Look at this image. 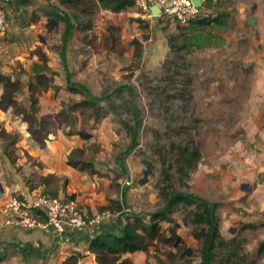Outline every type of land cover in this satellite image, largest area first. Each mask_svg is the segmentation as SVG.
Returning a JSON list of instances; mask_svg holds the SVG:
<instances>
[{"label":"rangeland","instance_id":"1","mask_svg":"<svg viewBox=\"0 0 264 264\" xmlns=\"http://www.w3.org/2000/svg\"><path fill=\"white\" fill-rule=\"evenodd\" d=\"M43 1L13 4L9 26L0 37L1 66L7 68L9 76L20 85V94L28 91L31 68L38 61L32 51L45 49L48 60L54 65L58 60L56 51L62 47L64 27L59 26L57 17L47 13L57 11L54 0H50L49 8ZM17 10L21 13L19 17ZM206 13L217 16L218 22L180 29L172 19L149 16L145 22L141 19L143 24L138 31L131 21L125 31L118 32L119 40L113 44L116 53L104 54L100 45H112L111 39L102 37L104 20H112L95 10L84 16L94 19L92 31L84 34L86 39H82V34L76 40L73 37L70 43L72 57L80 70L82 48L90 44L92 49L88 50L99 53L94 55L90 70L83 69L82 75L86 78L82 76V81L93 95L110 94V98L102 102L105 115L98 122L89 111L77 110L74 114L78 116L79 125L63 129L66 133H77L84 141L83 148H76L72 156L107 171L114 167V174L118 170L123 208L141 212L146 219H149L148 213L164 204L160 194V188L167 184L163 160L171 173L169 190L194 193L212 202H227L228 205H219L216 209L218 221L224 214L229 215L234 186H239V191L252 187V183L238 182L234 173L235 169L245 170L246 167L232 165L246 153L252 154L255 148L250 147L256 141L255 133L258 135L262 128L261 132L264 131V0H213V6ZM250 17L255 18V24L249 23ZM135 33L142 43L139 59L134 57L131 38ZM171 35L177 37L173 47L168 42ZM5 57L8 59L3 61ZM76 78L79 79V75ZM118 88L122 90L117 92ZM46 94L56 100V103L45 102L47 112L58 108L59 99L73 102L87 95L86 92L70 94L66 89ZM131 99L141 118L137 144L131 143V132L126 127V123L134 126ZM47 115L53 120L46 123V128L56 131L58 121L53 115ZM186 147L192 151L197 149L199 153L189 174L181 175L176 159H180L179 153ZM240 200L238 205H242ZM194 209L195 206L183 207L172 213L169 220L160 221L165 236L175 232L174 245L176 235L188 243L189 256L194 257L189 264L199 260L202 241L195 234L196 226L189 220ZM229 228L224 231L228 238L235 231ZM254 234V231H241L237 236L249 240ZM172 247L158 242L154 251L158 252L156 255L167 257L170 264H188L181 258L169 257ZM245 247L240 253L247 255ZM214 251L215 264H219L226 249L218 245ZM153 255L154 252L147 255L145 264H155Z\"/></svg>","mask_w":264,"mask_h":264},{"label":"crops","instance_id":"2","mask_svg":"<svg viewBox=\"0 0 264 264\" xmlns=\"http://www.w3.org/2000/svg\"><path fill=\"white\" fill-rule=\"evenodd\" d=\"M134 1L135 5L133 7L117 13L104 9L101 5H98L96 13H103L112 20V22H110L109 19L104 20L106 26L104 27L102 37L109 36L110 32L120 37L118 32L122 30L125 31L131 21L132 25L138 30L140 27L138 19H142L145 22L146 18L151 16L149 11H145L142 7V2H150V0ZM19 2H22L21 4H29L30 0H0V5L4 8L9 18L8 21H10L11 18L12 5L18 4ZM53 3L54 6L59 9L65 11L71 10L66 8V6H64V8L59 4L58 0H54ZM43 4L49 8L50 0H44ZM57 13L59 14L61 12L57 11ZM16 14L17 17L21 16L18 10ZM57 21H59V26H63L65 29V23L61 20ZM73 22L74 28L65 54V58L68 61V70L65 69L62 63L61 48L56 51L58 55L56 63L52 65L49 60V65L57 72L54 76V81L61 86L60 90L56 93H60L66 89L71 94L69 90L70 86L67 81L69 75L74 83L86 85L82 81L83 77H85V75H82V71L83 69L90 70V65L96 58L94 55L99 54L96 52L91 53L90 50H88L90 48L92 49L90 44H88L89 47L82 48V66L81 70L78 69L77 62H75V58L72 57L74 52H72L70 43H72V38L74 37L76 40L78 35L83 34L82 39H86L84 34H88L89 31H92V28L81 30L77 27V22L74 20ZM35 23L36 22H32V25H36ZM93 23L94 19L92 21V27ZM176 25L178 28L180 27L178 23ZM7 26L9 25L7 24ZM11 26H13V22ZM4 32L2 34H4ZM60 32L62 31L60 30ZM2 34H0V37ZM137 34L138 33H135V36L131 38H138ZM87 41L89 42V40ZM0 42L2 43V41ZM80 46H83V43L80 44ZM100 46V50H103L104 54L107 52L116 53V50H109L102 44ZM43 51L46 52L45 49H43ZM32 52L34 56H38L35 49ZM7 59L8 57H5L3 61ZM6 69L1 66L0 59V72L9 75ZM77 75H79V79H74ZM90 84L95 85L93 83H88V85ZM3 87L4 84L0 82V97ZM52 92V89L36 92L39 98V113L41 115L51 114V116L53 115L54 117V115L62 109L63 101L59 99L58 108L54 111L47 112L48 110L45 108V102L50 101L56 103L55 98L46 96V93L50 94ZM15 98L25 106H29L30 104L28 91L23 94L17 93ZM66 101L68 100L64 99V102ZM74 115L76 119L74 126H77L80 121L78 120L77 114L75 113ZM54 119L59 123L57 124L56 131H54L55 129H53V131L49 130L45 144L41 146L29 132L28 124L23 120L20 114L16 113L11 106L7 108L0 107V207L10 195L19 194L22 197L31 195L37 191L53 192L56 193L57 196L77 200L88 217H92L101 210L110 209L104 207H109L111 204L122 205L124 198L122 189L120 190L122 186H120L121 176L119 175V171L115 170L114 174V167L107 171L95 164L93 167L98 171L97 173L91 174L87 169H80L79 160L74 158L72 153L76 148H83L82 144L84 141L75 132H64L63 129L68 130L71 126L64 125L60 120ZM262 129H260L258 135H256L257 132L255 133L256 139L254 138V140L256 141L250 147L255 148L252 154L246 153L247 155L245 157H239L232 165L235 167H246L245 170L235 169L234 173L236 177H238V182L245 181L252 183V187L239 191V186L236 188L234 186L230 193L231 205L229 206H231V208L228 210L229 215L224 214L223 218H221L222 222L219 220V233L226 240L238 237L237 234L241 231L256 232V234L253 235L254 237L249 240L244 237H238L244 239L242 246H246L244 251L252 259L256 257L259 248L264 245V131L261 132ZM73 162H78V166L75 167L72 164ZM240 199L243 201L246 200V202ZM239 200L242 205H238ZM226 204L227 202L223 204L219 203L218 206L224 207ZM125 219L126 214L124 211H113L111 217L105 218V220L94 227H73L63 235H58L51 226L25 228L7 223L5 216L0 212V264H60L68 257L75 255L79 256L78 264H98L95 254L89 251L90 240L101 232L109 231L121 233ZM227 228L231 231L232 229L235 230L229 238L224 232ZM167 237L172 238L169 242L161 244L165 246L172 245L173 247L171 250L174 253L179 247H186L187 256L190 255L191 249L186 246L188 243L181 236L179 237L182 240L180 242L177 241L176 245L173 244V240L175 239L173 233ZM155 248L156 246H151L148 253L143 250L125 253L123 257L130 258V264H145V260L149 253L154 252V255H156V253L158 254V252L154 251ZM159 256L166 260L167 264H170L167 257L165 258L162 254H159ZM193 262L199 264L201 262V256H199V260H194ZM256 263L264 264V253L256 260ZM155 264L157 263L155 262ZM176 264H179V262Z\"/></svg>","mask_w":264,"mask_h":264},{"label":"trees","instance_id":"3","mask_svg":"<svg viewBox=\"0 0 264 264\" xmlns=\"http://www.w3.org/2000/svg\"><path fill=\"white\" fill-rule=\"evenodd\" d=\"M27 1V0H19ZM59 4L66 6L67 8L73 10L65 11L63 9L57 8V11L47 12L49 15L57 17L65 23V29L62 33V47H61V58L65 69L68 70V61L65 58L66 48L70 41L71 33L74 28V22H77V27L81 30L91 29L92 20L90 18L85 19L84 16L91 15L98 5L102 8L108 9L112 12H122L135 5L134 0H58ZM213 6V0H205L204 8L205 12L190 21L188 25L191 26H207L213 22H218L217 16H212L210 13H206L209 7ZM54 8V7H53ZM140 26H142L143 21L138 19ZM184 28V27H179ZM112 40V45L104 46L109 50H116L113 44L118 42L119 37L113 32H110L106 39ZM177 39L176 36L171 35L168 37V42L170 46L173 45V41ZM177 42V41H176ZM132 43L135 46V59L141 57V47L142 43L138 38H133ZM38 53V61H36L31 68V78L27 84L30 104L25 106L20 103L15 96L21 91V87L11 76L3 74L0 72V82L4 84L3 91L0 97V107L7 108L11 106L13 110L20 114L24 121L28 124V130L33 136V138L42 146L45 144V140L49 134V129L46 128V123L50 122L47 114L39 115V98L36 95L37 91H47L52 89L57 92L60 90L61 86L56 84L54 81V76L57 74L55 70L49 65V60L46 52L42 49H36ZM138 67V62L135 64ZM69 90L73 93H87L79 100L73 102H63L62 109L54 115L53 118L60 120L64 125L72 126L75 124L76 119L74 112L77 110L89 111L90 116L94 121L98 122L104 117V105L102 102L110 98V94L106 93L101 96L93 95L91 90L83 84L78 85L71 80V76H68ZM132 91L131 87H128ZM121 88L116 89V91H121ZM111 101V100H110ZM131 104L134 107V126L126 123V127L129 128L131 132V143L137 144L139 136V128L141 124L140 112L136 106L133 99H131ZM114 106V103H112ZM189 150L188 147L183 148L179 153L180 159H176L177 170L181 175L189 174V168L195 166L197 163V154L199 151ZM79 160V168L87 169L89 173L94 174L98 171L88 162L83 159ZM163 176L165 183L172 185L171 173L168 166L165 165V160H163ZM182 178V177H181ZM161 187L160 194L164 200V204L152 213H148L149 219H146V215L141 212L128 211L123 208V205L112 204L104 208H110L113 211H124L126 214L125 223L123 225V230L121 233L117 232H101L95 235L89 243V251L95 254L96 261L98 264H130L131 260L128 257H123L125 253H133L139 250L149 252L151 246H156L158 242L165 243L171 240L162 232L161 220H169L170 215L174 212L179 211L183 207L195 206L194 212L189 217L190 223L195 228V234L200 237L201 246L199 250V255L201 256V262L199 264H215L216 262V246H221L226 249V252L222 254V258L218 260L219 264H255L264 253V245L259 248L257 255L254 259H249L246 262L247 255L240 253L242 251V244L244 239L233 237L229 240L224 239L219 233V221L216 214V209L218 207L217 202L209 201L208 199L201 197L197 194L169 190L168 187ZM47 194L57 196L53 192H45ZM125 195V193H124ZM124 198V196H123ZM114 202V201H112ZM203 226V227H201ZM200 228V229H199ZM174 239V238H173ZM186 247H179L177 251L168 253L170 258H181L187 263L193 256H187ZM157 264H167L164 259L159 255H153ZM249 257V256H248ZM79 256H70L60 264H78ZM184 261V262H185ZM188 263V264H189Z\"/></svg>","mask_w":264,"mask_h":264},{"label":"built area","instance_id":"4","mask_svg":"<svg viewBox=\"0 0 264 264\" xmlns=\"http://www.w3.org/2000/svg\"><path fill=\"white\" fill-rule=\"evenodd\" d=\"M195 1H200L198 5ZM205 0H150L142 2V7L150 12V5L155 3L161 13L156 17L172 19L180 27L187 26L192 19L203 14ZM8 23L4 8L0 5V34ZM0 212L6 222L25 228L53 227L58 235H63L73 227H94L105 218L113 215L110 209H104L88 217L77 200L53 196L42 191L31 195H10L1 205Z\"/></svg>","mask_w":264,"mask_h":264},{"label":"water","instance_id":"5","mask_svg":"<svg viewBox=\"0 0 264 264\" xmlns=\"http://www.w3.org/2000/svg\"><path fill=\"white\" fill-rule=\"evenodd\" d=\"M198 5H201V2L200 1H195ZM150 11H151V13L153 14V15H159L160 13H161V9L155 4V3H153V4H151L150 5ZM255 18L254 17H250L249 18V23L250 24H255ZM75 167H77L78 166V162H73L72 163ZM145 174L147 175V171H145ZM175 232H173V234H174ZM176 239H177V241L178 242H180L182 239L179 237V236H176Z\"/></svg>","mask_w":264,"mask_h":264}]
</instances>
